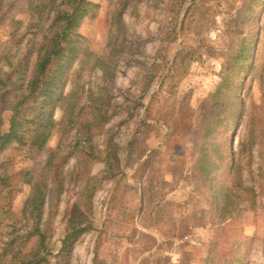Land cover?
<instances>
[{
    "label": "rangeland",
    "instance_id": "374dc122",
    "mask_svg": "<svg viewBox=\"0 0 264 264\" xmlns=\"http://www.w3.org/2000/svg\"><path fill=\"white\" fill-rule=\"evenodd\" d=\"M62 1L14 0L0 27L1 70L26 51L34 61ZM88 1L47 130V145L62 135L66 156L61 193H42L49 248L86 186L90 208L81 210L91 228L68 264H264V2ZM22 112L32 119L36 105ZM79 122L91 129L83 152L73 145ZM35 126L22 122V132L31 136ZM4 153L32 180L41 173L45 150L12 143ZM107 157L113 168L105 169Z\"/></svg>",
    "mask_w": 264,
    "mask_h": 264
},
{
    "label": "trees",
    "instance_id": "16d2710c",
    "mask_svg": "<svg viewBox=\"0 0 264 264\" xmlns=\"http://www.w3.org/2000/svg\"><path fill=\"white\" fill-rule=\"evenodd\" d=\"M13 2L14 0H0V27L8 23ZM90 5L88 0H63V7L55 11L47 34L34 50V61L29 62L30 51H26L23 57H17L15 61L9 63L6 70L0 69V264H68L71 246L80 234L91 228L89 215L86 217L81 210L84 206L83 210L88 213L90 208L92 191L86 186L76 194V201L69 208L63 233L54 250L49 248L47 229H43L49 228L47 226L49 218L42 216L44 211L42 193L54 190L55 194H60L62 191L61 170L66 157L59 156L60 147L63 146L62 135H59L55 145H47V130L53 124L52 109L62 97L61 87L66 81L67 69L77 57L79 31L76 29L86 16ZM254 48V44L244 47L241 50L243 55L241 59H247L245 54L248 50L253 52ZM241 66L245 72L252 69L249 62H242ZM17 80L20 83L16 84ZM13 89H18V93L12 96L6 123L2 115ZM25 104L30 108L36 105L37 113L32 119H26L22 112V106ZM73 105L72 101L66 103L68 113L73 110ZM89 105L90 110L94 112L93 103ZM93 109L98 113L101 108L98 106ZM97 113L95 126H99L103 119V115ZM230 114L225 113L227 125L232 122ZM29 121L36 124L31 136L25 135L21 128L22 122ZM74 128L75 134L82 139L80 141L76 139L73 145H78L83 152L85 148H89L88 138L91 129L88 122H79ZM12 143L33 153L45 150L41 173L35 180H32L30 170L13 169V157L10 153L3 154L6 147ZM107 159L109 158L104 159L105 169L113 168ZM108 171L106 170L105 174ZM112 176L107 175L108 178ZM47 177H50L53 184L45 189ZM88 179H92V176H88L86 181ZM17 198L24 199L20 202ZM54 201H57V197Z\"/></svg>",
    "mask_w": 264,
    "mask_h": 264
}]
</instances>
